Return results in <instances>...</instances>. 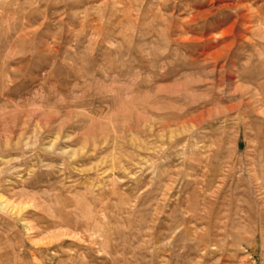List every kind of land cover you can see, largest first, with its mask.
I'll return each instance as SVG.
<instances>
[{
  "label": "rangeland",
  "instance_id": "1",
  "mask_svg": "<svg viewBox=\"0 0 264 264\" xmlns=\"http://www.w3.org/2000/svg\"><path fill=\"white\" fill-rule=\"evenodd\" d=\"M0 264H264V0H0Z\"/></svg>",
  "mask_w": 264,
  "mask_h": 264
},
{
  "label": "bare ground",
  "instance_id": "2",
  "mask_svg": "<svg viewBox=\"0 0 264 264\" xmlns=\"http://www.w3.org/2000/svg\"><path fill=\"white\" fill-rule=\"evenodd\" d=\"M196 17H197V16H194L193 20H195V19H196ZM191 18H192V17H191ZM187 19H189V18H187ZM185 21H186V20H185Z\"/></svg>",
  "mask_w": 264,
  "mask_h": 264
}]
</instances>
